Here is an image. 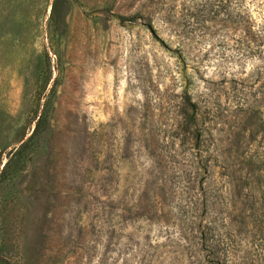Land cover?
I'll list each match as a JSON object with an SVG mask.
<instances>
[{
	"label": "rangeland",
	"instance_id": "1",
	"mask_svg": "<svg viewBox=\"0 0 264 264\" xmlns=\"http://www.w3.org/2000/svg\"><path fill=\"white\" fill-rule=\"evenodd\" d=\"M0 264H264V0H0Z\"/></svg>",
	"mask_w": 264,
	"mask_h": 264
}]
</instances>
